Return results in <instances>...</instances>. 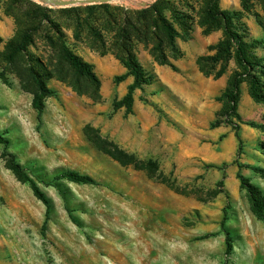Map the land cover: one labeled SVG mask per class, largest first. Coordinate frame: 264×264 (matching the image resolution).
<instances>
[{"label":"rangeland","instance_id":"1","mask_svg":"<svg viewBox=\"0 0 264 264\" xmlns=\"http://www.w3.org/2000/svg\"><path fill=\"white\" fill-rule=\"evenodd\" d=\"M153 2L145 6L137 1L103 4L109 5L108 12L117 21L125 10L135 12ZM206 2L166 0L162 13L180 34L175 43L182 56L170 61L182 60L181 47L189 45L196 60L203 57V70L215 73L224 67L219 77L224 88L219 96L238 65L231 45L228 59L217 62L211 58L215 50L209 46L224 36L222 22L206 18ZM217 3L220 10L234 13L233 25L248 45L264 39V0ZM61 9L37 0H0V133L8 139L6 148L0 144V264H264V223L250 210L248 190L239 184L232 194L223 184L226 176L235 177L237 169L264 197V177L259 172L264 170V103L250 98L243 81L232 114L226 100H217L218 96L206 100L193 89V82L186 77L188 71L173 81L185 95L178 98L160 82L150 45L136 43L138 62L153 76V82L134 91L131 113H126L125 107L114 110L113 101L126 93V89L120 91L121 83L114 82L115 76L123 74L122 65L110 53L101 55L89 47L86 28L75 37V32L79 34L74 28L76 20ZM33 21L39 28L32 44L16 51L19 35ZM89 22L94 24L92 18ZM182 27L189 30L186 40ZM61 42L92 65L100 81V96L93 100L54 77L47 79V88L54 94L43 99L38 125L31 105L34 86L29 67L38 57L45 64L47 58H55ZM248 54L264 58L263 45L250 46ZM173 71L177 72V67ZM188 102L196 109V129H183L181 134L190 137L193 132L196 143L208 145L209 154H213L221 140L212 138V131L226 126L234 132L236 125L241 141L238 156L236 138L228 145L226 158L204 161L195 155L189 165L174 174L161 162L148 164V160L124 150L125 143L141 144L142 140L136 131L140 121L132 116L134 109L150 105L160 118L163 106L189 114ZM205 102L218 103L213 115L208 108L199 110ZM117 150L128 156L117 155ZM3 153L13 155L47 199L46 221L45 204L28 182L7 169L9 157ZM236 158L240 168L234 163ZM187 169L194 172L185 176ZM63 171L88 175L95 184L56 178ZM168 188L180 195L171 194ZM224 213V227L231 239L228 252L221 228Z\"/></svg>","mask_w":264,"mask_h":264},{"label":"trees","instance_id":"2","mask_svg":"<svg viewBox=\"0 0 264 264\" xmlns=\"http://www.w3.org/2000/svg\"><path fill=\"white\" fill-rule=\"evenodd\" d=\"M218 0H207L204 6V13L207 19L211 21L222 22V32L224 39L214 46H209V50H215V55L211 58L215 61H223L229 58L230 51L228 47L233 46L234 58L238 65V70L233 72L227 82V87L221 94L216 97L217 100H226L230 104V112L235 114V108L239 99V85L241 82H247L248 95L257 103H264V58H257L254 55L248 54L250 46L262 44L264 47V39L261 41H253L248 45L237 32L233 25L234 13L228 10H220L218 8ZM166 5V0H156L146 8L136 10L135 12L125 10L119 20H115L108 12L109 5H89L83 8L71 7L62 8L61 11L67 14H72L76 20L74 33L75 37L79 38L81 30L86 28L89 32L88 45L91 49L96 50L101 55L110 53L116 60L126 69V72L114 77L115 83L122 82L126 76H132L133 82L127 86L126 93L120 100L113 101V109L117 110L125 107L126 113L132 112L133 93L136 89H142L144 85H150L153 82V76L144 71L137 56L134 52L136 43H143L150 45V54L158 65H167L173 70H176L174 64L170 61L177 60L182 56V52L178 49L175 39L180 37V34L173 26V23L166 19L163 15V6ZM36 8L39 5L33 4ZM51 10V9H47ZM100 10V12L98 11ZM132 12V14H131ZM83 14V15H82ZM39 16V14H36ZM37 16H33L34 19ZM92 18L94 24L89 22ZM133 18V19H132ZM34 22V21H33ZM38 25L35 22L30 27H26L19 35V43L16 51H24L26 47L32 44L33 34L38 30ZM182 38L188 39L189 30H185ZM50 44L52 40H50ZM54 45V44H53ZM55 58H47L46 64L40 57L34 59L35 65H30L29 73L33 83L32 101L31 105L36 111V120L38 125L41 124L43 99L46 96L54 94V91L47 88L46 81L50 78L67 83L78 94L87 95L93 100L99 98L100 81L93 71L91 64L86 62L82 56L77 54L65 42H61L56 49ZM170 53V56L168 55ZM227 57L225 58V55ZM210 58L209 56H207ZM203 57L196 60L199 71L205 77H213L217 79L223 74V68L217 70L215 73L203 70L201 61ZM54 62V63H53ZM229 123H231L229 121ZM232 124V123H231ZM234 135L238 141V154L240 150V137L238 134L237 126H233ZM0 144L4 148L8 145V139L0 133ZM111 145L112 142H111ZM115 147V146H114ZM117 155L124 156L122 150H117ZM4 156L9 158L6 160V167L21 181L28 182L34 195L41 200L45 206V221L49 213V205L47 199L40 192L35 182L26 175L22 165L14 161L13 155L10 153H3ZM110 155L117 161L122 162V159L117 155ZM133 156V155H130ZM238 158L234 160L238 168L242 165L237 162ZM153 161L148 160L147 163L154 165ZM123 163V162H122ZM259 172L264 177V170L259 169ZM65 178L70 182L77 184H95L94 180L84 174H79L74 171H63L56 178ZM236 178L239 180L240 187H245L251 197L250 210L254 215L264 223V197L261 193L248 183L242 174L237 171ZM227 220L225 213L221 220V228L225 233L226 252L230 250L231 239L229 232L224 227ZM44 221V222H45Z\"/></svg>","mask_w":264,"mask_h":264},{"label":"crops","instance_id":"3","mask_svg":"<svg viewBox=\"0 0 264 264\" xmlns=\"http://www.w3.org/2000/svg\"><path fill=\"white\" fill-rule=\"evenodd\" d=\"M207 43V40H204ZM183 49V58L177 61H171L178 69V71H173L167 65H158L156 67V73L160 82L169 90L172 94L180 98L185 96L182 89L177 87L173 82L174 79H182L181 72L187 73L186 77L188 80L193 82V89H197L201 96L206 100L210 98H215L218 96L220 91L224 88V81L222 78L213 79L212 77H205L197 69L196 55L191 52L189 45L181 47ZM122 72L125 73L126 69L122 66ZM159 73V75H158ZM192 77H191V74ZM133 82L132 76H126V78L120 82V91L127 89V86ZM243 90V88H242ZM246 96V95H245ZM184 98V97H182ZM247 98V96L245 97ZM247 100V99H246ZM187 111L190 109L189 114L187 112H181L176 110L174 106L160 108L163 111H159L162 115L159 118L157 112H154L152 106L147 105L145 107L139 108V111H135L132 116H136V120L140 121V126L136 131L139 133V137L142 139L141 144L138 143H125L124 149L126 152L138 156L140 159H146L151 161H158L162 163L164 168H170V171L177 172L181 166L189 165L193 160L195 155H200V157L205 160H211L210 158H215L217 160H222L228 155V145L236 141L234 132L230 130L229 127H217L212 131V138L221 140L216 146L219 148L218 151H214L213 154L210 153V148L206 144L198 145L196 139L194 138V133L192 132L190 137L183 136L181 130H191L196 129V109L192 106L191 102H188ZM192 108L193 111H192ZM208 108V109H206ZM218 108V103L215 104H205L200 107L199 110H207L213 115ZM174 111H173V110ZM192 111V112H191ZM157 114L151 116V114ZM191 113V115H190ZM131 115V114H130ZM189 135V132H187ZM183 136V137H182ZM222 138V139H221ZM194 170L187 169L183 175L188 176L193 173ZM235 177L226 176L224 179V188L230 187V192L235 194L236 188H238L239 183ZM221 180V179H220ZM169 192L173 195H180L173 188H168ZM227 190V189H226ZM170 209V207H169ZM174 208V205L172 206ZM174 231V229H173Z\"/></svg>","mask_w":264,"mask_h":264},{"label":"water","instance_id":"4","mask_svg":"<svg viewBox=\"0 0 264 264\" xmlns=\"http://www.w3.org/2000/svg\"><path fill=\"white\" fill-rule=\"evenodd\" d=\"M47 6L50 7H72L77 5H85V4H103V3H110L113 1H137L141 6H145L147 4V0H87V1H79L76 2L74 0H37Z\"/></svg>","mask_w":264,"mask_h":264},{"label":"bare ground","instance_id":"5","mask_svg":"<svg viewBox=\"0 0 264 264\" xmlns=\"http://www.w3.org/2000/svg\"><path fill=\"white\" fill-rule=\"evenodd\" d=\"M74 1H76V2H79L80 0H74ZM81 1H87V0H81ZM132 1V0H131ZM154 0H147L146 2L148 3V2H153ZM124 2V1H123ZM125 2H127V1H125ZM136 2V1H135Z\"/></svg>","mask_w":264,"mask_h":264}]
</instances>
